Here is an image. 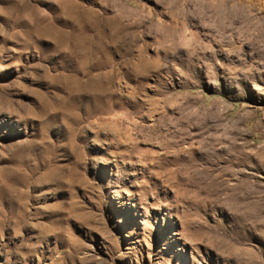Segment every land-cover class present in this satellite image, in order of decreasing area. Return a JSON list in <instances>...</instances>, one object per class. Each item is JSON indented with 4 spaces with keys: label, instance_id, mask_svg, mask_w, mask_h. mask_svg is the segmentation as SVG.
<instances>
[{
    "label": "rangeland",
    "instance_id": "1",
    "mask_svg": "<svg viewBox=\"0 0 264 264\" xmlns=\"http://www.w3.org/2000/svg\"><path fill=\"white\" fill-rule=\"evenodd\" d=\"M0 264H264V0H0Z\"/></svg>",
    "mask_w": 264,
    "mask_h": 264
},
{
    "label": "bare ground",
    "instance_id": "2",
    "mask_svg": "<svg viewBox=\"0 0 264 264\" xmlns=\"http://www.w3.org/2000/svg\"><path fill=\"white\" fill-rule=\"evenodd\" d=\"M89 78H90V77H89ZM106 122H107V121H106ZM106 122H105V123H106Z\"/></svg>",
    "mask_w": 264,
    "mask_h": 264
}]
</instances>
